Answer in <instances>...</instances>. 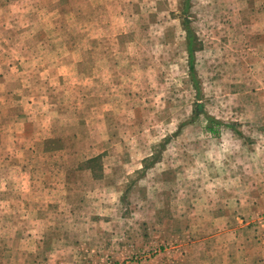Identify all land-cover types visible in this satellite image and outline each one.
Instances as JSON below:
<instances>
[{"label": "rangeland", "instance_id": "rangeland-1", "mask_svg": "<svg viewBox=\"0 0 264 264\" xmlns=\"http://www.w3.org/2000/svg\"><path fill=\"white\" fill-rule=\"evenodd\" d=\"M0 75V264H264V0H0Z\"/></svg>", "mask_w": 264, "mask_h": 264}, {"label": "trees", "instance_id": "trees-1", "mask_svg": "<svg viewBox=\"0 0 264 264\" xmlns=\"http://www.w3.org/2000/svg\"><path fill=\"white\" fill-rule=\"evenodd\" d=\"M187 37H188V51H189V56H190V59H189V68H190V71H191V76H192V80H193V83L194 85L196 86V88L198 87V90L200 89V82L199 80L197 79L196 75H195V67H194V51H193V33L191 31V29L188 27L187 29ZM200 107V106H198ZM207 120L209 123L213 124V123H217V124H224V123H220L221 121H218L217 119H215L214 117L208 115L207 116ZM227 126H232L230 124H226ZM210 130L212 132H216V129L213 127V126H210ZM238 134H241L240 131H236Z\"/></svg>", "mask_w": 264, "mask_h": 264}, {"label": "crops", "instance_id": "crops-1", "mask_svg": "<svg viewBox=\"0 0 264 264\" xmlns=\"http://www.w3.org/2000/svg\"><path fill=\"white\" fill-rule=\"evenodd\" d=\"M0 80H2V76H1V75H0ZM239 135H241V134H239ZM41 182H43V181H41ZM39 186H40V183H39V182H36V189H37ZM44 186H45V185H44ZM43 202H46V201H42L41 204H43ZM44 204L48 206L47 203H44ZM36 205H37V204H36Z\"/></svg>", "mask_w": 264, "mask_h": 264}]
</instances>
